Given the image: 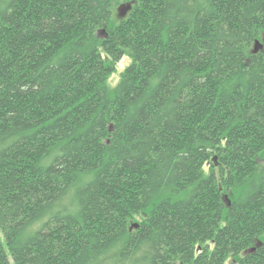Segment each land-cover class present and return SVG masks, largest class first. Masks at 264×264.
<instances>
[{"label":"trees","instance_id":"obj_1","mask_svg":"<svg viewBox=\"0 0 264 264\" xmlns=\"http://www.w3.org/2000/svg\"><path fill=\"white\" fill-rule=\"evenodd\" d=\"M263 159L264 0H0V264H264Z\"/></svg>","mask_w":264,"mask_h":264},{"label":"rangeland","instance_id":"obj_2","mask_svg":"<svg viewBox=\"0 0 264 264\" xmlns=\"http://www.w3.org/2000/svg\"><path fill=\"white\" fill-rule=\"evenodd\" d=\"M118 10H119V7L116 9L117 13H119ZM129 60H130L129 57L125 56L122 59V61L119 63L117 72L110 79L112 84L115 85L117 83V81L119 80L120 71H122L125 68V66L129 63ZM261 165H262V168L264 169V159L261 160ZM225 264H235L234 259L232 257H229L227 261L225 262Z\"/></svg>","mask_w":264,"mask_h":264},{"label":"water","instance_id":"obj_3","mask_svg":"<svg viewBox=\"0 0 264 264\" xmlns=\"http://www.w3.org/2000/svg\"><path fill=\"white\" fill-rule=\"evenodd\" d=\"M131 7H132V3L130 1L122 2L119 5V10H118L119 15L120 16H125L128 13V11L131 9ZM260 46H261V42L257 41L254 50L255 51L258 50Z\"/></svg>","mask_w":264,"mask_h":264},{"label":"clouds","instance_id":"obj_4","mask_svg":"<svg viewBox=\"0 0 264 264\" xmlns=\"http://www.w3.org/2000/svg\"><path fill=\"white\" fill-rule=\"evenodd\" d=\"M109 85H110V86H113V87L115 86L114 84H112V82H111V81H109Z\"/></svg>","mask_w":264,"mask_h":264}]
</instances>
